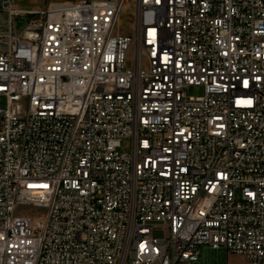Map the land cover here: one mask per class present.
Listing matches in <instances>:
<instances>
[{"label": "built area", "instance_id": "2783aa9c", "mask_svg": "<svg viewBox=\"0 0 264 264\" xmlns=\"http://www.w3.org/2000/svg\"><path fill=\"white\" fill-rule=\"evenodd\" d=\"M14 1L0 264H264V0H132V32L124 0Z\"/></svg>", "mask_w": 264, "mask_h": 264}, {"label": "rangeland", "instance_id": "374dc122", "mask_svg": "<svg viewBox=\"0 0 264 264\" xmlns=\"http://www.w3.org/2000/svg\"><path fill=\"white\" fill-rule=\"evenodd\" d=\"M14 6L22 8L24 10L42 8L45 6V0H15ZM7 14L5 12H0V23H4L6 20ZM117 26L121 29L132 32L134 30V3L132 0H124L119 15L117 17ZM186 91L189 94H200L203 92L201 86L191 85L186 88ZM124 147L128 148V141L124 142ZM29 210L34 213H41L44 211L43 207L28 205L26 206ZM228 264H245V256L237 252H229L227 255ZM226 256L225 252L221 249L212 250L205 255L201 254L199 262L196 264H225ZM129 264V263H127Z\"/></svg>", "mask_w": 264, "mask_h": 264}, {"label": "bare ground", "instance_id": "6f19581e", "mask_svg": "<svg viewBox=\"0 0 264 264\" xmlns=\"http://www.w3.org/2000/svg\"><path fill=\"white\" fill-rule=\"evenodd\" d=\"M70 43H82V35H80V28H73L69 32Z\"/></svg>", "mask_w": 264, "mask_h": 264}]
</instances>
